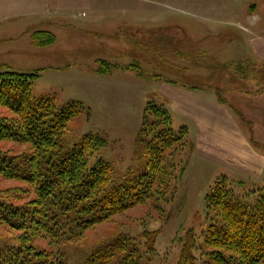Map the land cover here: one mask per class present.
<instances>
[{"label": "rangeland", "instance_id": "obj_1", "mask_svg": "<svg viewBox=\"0 0 264 264\" xmlns=\"http://www.w3.org/2000/svg\"><path fill=\"white\" fill-rule=\"evenodd\" d=\"M38 29L54 32L58 43L35 45ZM0 38H10L0 42V69L38 71L35 95L79 105L68 146L90 132L106 139L92 161L113 166L112 185L146 170L140 131L149 101L169 109L175 131L189 130L172 156L185 170L177 168L167 191L87 232L68 250L71 263L118 233L143 243L147 230L158 232L147 264H176L187 233L203 240L205 196L218 177L228 176L248 199L264 183V0H0ZM103 59L142 69L101 73ZM2 115L12 112L0 105ZM24 148L0 141L1 151ZM25 186L0 177V202L27 203L32 195H18ZM20 234L0 223V240L18 243ZM36 241L46 243L41 235ZM194 251L206 264V248Z\"/></svg>", "mask_w": 264, "mask_h": 264}, {"label": "trees", "instance_id": "obj_2", "mask_svg": "<svg viewBox=\"0 0 264 264\" xmlns=\"http://www.w3.org/2000/svg\"><path fill=\"white\" fill-rule=\"evenodd\" d=\"M31 39L46 47L56 42V35L38 29ZM115 66L126 67L103 59L97 71L107 73ZM137 67L126 68L142 69ZM38 76V71L0 69V105L12 112L10 117L0 116V141L25 147L19 153L0 150V177L25 182L18 192L21 198L32 195L25 204L0 202V223L21 232L18 243L0 240V264H147L156 251L157 231L144 230L143 243L118 233L80 254L74 263L67 252H75V244L90 230L167 191L177 168L186 167L172 156L186 145L188 127L175 131L169 109L149 101L140 131L146 170L140 176L130 171L112 185L113 166L103 158L92 161L106 139L90 132L68 146L66 129L79 105L59 107L52 97L35 95ZM249 194L250 199L238 195L228 176L218 177L205 196L209 220L203 240L187 233L176 264H197L194 250L201 246L206 248V264H264V183ZM40 235L46 241L43 246L35 242Z\"/></svg>", "mask_w": 264, "mask_h": 264}, {"label": "crops", "instance_id": "obj_3", "mask_svg": "<svg viewBox=\"0 0 264 264\" xmlns=\"http://www.w3.org/2000/svg\"><path fill=\"white\" fill-rule=\"evenodd\" d=\"M5 39H6V40H9L10 38H8V39H7V38H0V42H3ZM57 43H58V41L56 42V44H57ZM56 44H54V45H56ZM50 47H51V46H50Z\"/></svg>", "mask_w": 264, "mask_h": 264}]
</instances>
